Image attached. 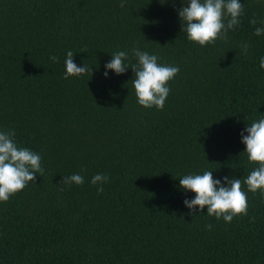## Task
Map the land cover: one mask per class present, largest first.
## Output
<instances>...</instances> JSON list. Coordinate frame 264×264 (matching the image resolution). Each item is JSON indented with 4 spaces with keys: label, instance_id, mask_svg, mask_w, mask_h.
Returning a JSON list of instances; mask_svg holds the SVG:
<instances>
[{
    "label": "trees",
    "instance_id": "trees-1",
    "mask_svg": "<svg viewBox=\"0 0 264 264\" xmlns=\"http://www.w3.org/2000/svg\"><path fill=\"white\" fill-rule=\"evenodd\" d=\"M240 2L228 39L201 48L181 0H0V131L44 169L0 202V264H264V196L243 184L257 165L241 143L264 118V0ZM133 48L179 68L162 110L137 103L131 68L103 76ZM68 51L91 71L63 79ZM204 171L241 179L247 216L189 215L179 179ZM72 174L84 183L64 184Z\"/></svg>",
    "mask_w": 264,
    "mask_h": 264
},
{
    "label": "clouds",
    "instance_id": "clouds-1",
    "mask_svg": "<svg viewBox=\"0 0 264 264\" xmlns=\"http://www.w3.org/2000/svg\"><path fill=\"white\" fill-rule=\"evenodd\" d=\"M181 5L178 10L181 31L186 34L189 42H195L201 48L215 44L217 40L226 41L228 32L241 23L240 17L244 10L240 0H181ZM124 6V0H121L120 7ZM249 23L254 25L257 21L253 18ZM253 34H264V27L255 28ZM248 49L246 43L241 46L243 54H247ZM132 56L135 63H126L129 56L125 51L112 54L111 60L104 65L103 76L108 77V70L120 75L131 68L135 77L132 86L137 103L146 109L155 107L162 110L170 93L168 82L178 74L179 68L159 64L158 56L139 48L132 49ZM73 57L72 51L66 53L63 79L80 77L91 71L86 65L78 66L74 63ZM49 59L55 62L57 57L51 56ZM259 67L264 70V57L260 58ZM244 131L247 135L241 133V143L245 145L243 153L247 154L248 162L255 163L257 167L243 180V184L247 186V192L255 194L259 190L264 196V118L246 126ZM14 137V130L0 131V202H7L29 182L35 183L37 173L42 175L44 171L40 154L19 147ZM107 180V176L96 174L91 184L102 185ZM222 180L214 179L212 171H204L202 175L188 174L179 179L182 191L195 194L194 198L183 201L189 209V215L206 208L207 216L216 220L222 218L226 223H230L236 216L248 215L247 194L242 190L241 179L225 176ZM62 182L66 185H82L84 177L72 174L63 177ZM97 191L103 192V187H98ZM211 227V224L206 225L209 230Z\"/></svg>",
    "mask_w": 264,
    "mask_h": 264
}]
</instances>
